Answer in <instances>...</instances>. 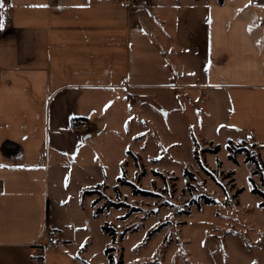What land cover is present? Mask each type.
<instances>
[{
  "label": "crops",
  "instance_id": "obj_1",
  "mask_svg": "<svg viewBox=\"0 0 264 264\" xmlns=\"http://www.w3.org/2000/svg\"><path fill=\"white\" fill-rule=\"evenodd\" d=\"M0 14V264H86L51 217L58 189L137 106L178 112L203 89L264 163V0H3Z\"/></svg>",
  "mask_w": 264,
  "mask_h": 264
},
{
  "label": "rangeland",
  "instance_id": "obj_2",
  "mask_svg": "<svg viewBox=\"0 0 264 264\" xmlns=\"http://www.w3.org/2000/svg\"><path fill=\"white\" fill-rule=\"evenodd\" d=\"M193 87L178 112L137 106L128 125H106L93 159L70 169L58 189L64 204L51 217L62 238L81 245L86 264H264L258 148L240 142L223 110ZM230 139L246 151L231 158Z\"/></svg>",
  "mask_w": 264,
  "mask_h": 264
},
{
  "label": "trees",
  "instance_id": "obj_3",
  "mask_svg": "<svg viewBox=\"0 0 264 264\" xmlns=\"http://www.w3.org/2000/svg\"><path fill=\"white\" fill-rule=\"evenodd\" d=\"M221 1V0H220ZM233 147H234V143L232 142V141H229V146H228V148H229V150H230V152H231V154H230V157L231 158H234L235 157V153L237 152V151H246V147H244V146H237V148L236 149H233ZM217 149H218V147H214L212 150L213 151H217ZM195 156H196V158L198 159V155H197V152L195 151ZM250 160H255L256 161V163H257V170H255L254 172L255 173H259L260 172V170H259V168H260V165H259V162H258V160L254 157V156H252V157H250ZM264 165V164H263ZM135 191H137L136 189H135ZM253 191L254 192H258V193H260L261 195H263L264 196V191H262V190H260L259 188H257V187H253ZM86 192H91V191H86ZM208 201L210 200V199H207ZM97 203V200H95L94 201V205ZM121 204H124L123 202H109V206H112V205H121ZM261 205L262 206H264V201H262L261 202ZM100 210H102V208L101 207H98L97 209H96V212H95V216H97V213H99V211ZM106 229H109L108 227H105ZM107 251H109V250H107Z\"/></svg>",
  "mask_w": 264,
  "mask_h": 264
},
{
  "label": "built area",
  "instance_id": "obj_4",
  "mask_svg": "<svg viewBox=\"0 0 264 264\" xmlns=\"http://www.w3.org/2000/svg\"><path fill=\"white\" fill-rule=\"evenodd\" d=\"M128 2H129V3H133L134 0H128ZM84 125H85V124H84ZM45 246H47V247H52V246H54V242H53L52 240H50V241H48V242L46 243ZM37 253H38L39 255H42V253H43V248H39V249L37 250Z\"/></svg>",
  "mask_w": 264,
  "mask_h": 264
},
{
  "label": "snow or ice",
  "instance_id": "obj_5",
  "mask_svg": "<svg viewBox=\"0 0 264 264\" xmlns=\"http://www.w3.org/2000/svg\"><path fill=\"white\" fill-rule=\"evenodd\" d=\"M0 6H3V0H0ZM3 27H4V18H3V15L0 14V29H2Z\"/></svg>",
  "mask_w": 264,
  "mask_h": 264
}]
</instances>
